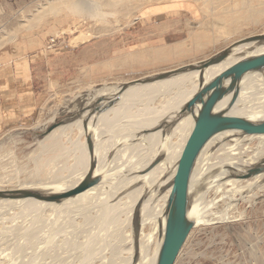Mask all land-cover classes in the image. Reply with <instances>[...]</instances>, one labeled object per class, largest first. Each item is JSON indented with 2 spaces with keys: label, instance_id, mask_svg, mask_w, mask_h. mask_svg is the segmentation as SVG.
I'll use <instances>...</instances> for the list:
<instances>
[{
  "label": "rangeland",
  "instance_id": "rangeland-1",
  "mask_svg": "<svg viewBox=\"0 0 264 264\" xmlns=\"http://www.w3.org/2000/svg\"><path fill=\"white\" fill-rule=\"evenodd\" d=\"M77 2L83 3V11L73 6ZM13 3L12 11L0 14V42L9 46L12 41L6 33L17 29L15 39L22 36L38 42L31 45V52H47V48L48 54L60 55L55 67L62 83L45 104L41 120L45 125L64 120L67 123L64 126H70L82 119L74 116L80 105L93 98L89 104L92 107L97 100L107 97L96 96L102 90L136 79L140 80L136 85H145L141 84L142 77L196 64L238 39L264 33V0H127L130 10L111 16L106 27L85 12L93 6L107 9L104 0H58L53 13L41 9L47 5L46 0ZM175 8L183 11H171ZM28 21L34 27L29 28ZM173 95L171 90L157 97L155 104H164L166 97ZM128 125L142 126L144 120L138 118ZM109 136L112 134L104 138ZM84 138L85 133L79 142L72 143L63 134L54 133L49 138L37 136L36 141L25 146L20 136L14 141L12 138L0 141V190L24 185L39 191H57L61 188L45 190L43 185L62 177H65L62 186L75 183L81 168L74 175L71 172L76 161L82 160L84 164L87 140ZM143 140L128 145L138 150L136 165L130 164L129 148L118 152L116 143H104L97 156L102 151L109 164L113 165L118 157L116 163H122V168L140 170L151 149L142 147ZM218 146L219 143L210 148L207 159ZM99 166L104 168L101 159ZM125 171L120 170V174ZM127 176L126 182L135 185L130 178L139 176ZM103 188L88 194L93 207H79L73 215L55 205L27 214L20 204L4 206L0 202V264H123L129 245L126 237L134 229L133 217L130 228L127 225L132 201L130 197L127 200L126 194L108 197V190ZM231 189V185H225L220 191L227 195ZM197 196L201 206L209 211L206 210L208 222L193 228L175 264H264V196L254 200L243 195L226 212L222 200L218 201L221 197L218 191L201 189L191 195L192 200ZM96 199L102 202L96 204ZM98 209L101 211L97 212ZM229 214L231 217L224 219ZM84 242L87 245L83 246ZM157 242L158 236L155 245ZM85 246L88 252H94L89 261Z\"/></svg>",
  "mask_w": 264,
  "mask_h": 264
},
{
  "label": "bare ground",
  "instance_id": "bare-ground-1",
  "mask_svg": "<svg viewBox=\"0 0 264 264\" xmlns=\"http://www.w3.org/2000/svg\"><path fill=\"white\" fill-rule=\"evenodd\" d=\"M46 1L47 5L41 6V9H43L45 13H53L57 8L58 0ZM82 5L83 3L77 2L73 6L77 11H83L81 8ZM104 5L107 8L105 10L110 12H105L104 9L95 6L85 9L86 14L89 17H93L96 21L101 22L100 24L102 27H106L111 16H117V12L130 10L127 8V0H104ZM28 23L31 26L29 28L34 27L32 21H28ZM16 30L6 33L9 41L15 40V37L17 36ZM1 44L3 43L0 42V46ZM262 53H264V43L250 42L236 47L234 53L229 55L225 60L205 69V82L212 80L238 60ZM157 75H151L149 77ZM147 83H141L145 85H130L125 90H122V87L125 84L123 83L117 87L108 88L104 91L102 90V93L96 95H106L108 98L117 95V98L112 102L115 106H111L110 109L102 113L95 123L90 121L88 126L89 132H92L93 140L95 142L93 157L98 161L95 173L102 174L103 179L101 183L87 190V193H81L75 198L67 200L61 204L45 203L32 198L0 199V202H3L2 204H4V206L20 204L24 209V212L27 214L44 211L48 208L46 205H55L58 208L64 209V212L70 211L69 214L73 215V211L79 207H93L94 203L90 201L88 194H93L94 192L101 190L103 187L105 191L108 190L106 196H110L111 198H114L116 195L126 194L128 196L126 197L127 200L130 197L132 201L130 209L128 210L129 219L127 225L130 228L132 225H130V223L133 214L137 211L141 233L140 245L136 251L134 250L132 232L126 237L129 240V245L126 248L127 258L123 264H156L161 243V240H159V223L165 219V211L170 190L163 195H160L159 192L174 176L178 162L175 168H173V164L176 161H179L182 151L193 130V116L191 114H184V106L200 88V71L192 70L173 75V77L171 76ZM171 90H174V95L172 97H166L164 104H155L157 97L161 95L163 96ZM231 96L232 95L230 94L222 99L217 104L216 108L219 110L225 109ZM228 115L244 117L252 121L264 120V72L249 73L242 77L239 96L235 104L229 109ZM138 118L144 120V125L138 127L128 125L129 123H134ZM120 122L124 123L119 124ZM106 131L112 132L108 133ZM54 133L63 134L69 141L73 140L72 143L79 142V139L85 133L83 121L82 119H78L72 122V125L70 126L57 127L50 134L45 136V138H49ZM131 133L133 134L128 136ZM109 134H112V136L104 138ZM78 135H81V137ZM75 137H77V140ZM142 138H144L142 147H149L151 149L146 154V160L140 170L127 167L122 168V163H116L118 157L114 159L115 161L113 165H111L102 151H100L97 156L98 151L104 143H116L118 144V152H125L124 149L126 150V147L129 148V155L132 159L130 164L134 165L137 161L136 156H139L138 150L133 145L130 147L128 145H130L129 143L133 144V141ZM232 141H234V143H231ZM84 142H86L84 164L82 160L76 161L75 168L73 169V172H71L74 175V171L77 168H81L80 175L76 182H71L62 186L61 181L65 179V177H62L57 178L48 184L46 183L43 185L42 183L45 190L61 188L57 191L48 190L47 192H60L67 190L76 185L87 174L91 164V154L89 152L87 140ZM80 143V146L82 147L83 143ZM217 143H219V146L216 149H213V154L209 156L210 159H207L210 148ZM43 155L47 158V152H44ZM100 159L103 160L104 168L99 166ZM258 165L264 166V134L245 135L239 130L220 132L209 141L199 155L192 174L189 192L191 195H196L204 188L208 191H218L221 195L218 201L222 200L224 204V212H226L235 201H238L237 198H240L243 195H245V198H253L254 200L264 196V173L249 178L242 177L244 173ZM122 169H126V171L123 172L125 174H120V170ZM127 174L136 177L139 176L137 178H130L135 181V185L126 182V178L128 177ZM58 183L59 185H57ZM225 185L232 186L231 192L228 191L227 195L220 191ZM143 187H145V189L140 193ZM23 188H29V186L25 187L23 185ZM199 197L200 196H197V199L192 200L189 209V216L195 220L196 225L208 222V210L201 206L202 201H199ZM95 202L96 204H99L102 200L96 199ZM112 203L114 208L115 203ZM216 203L214 204L215 206H217ZM100 211L101 210L98 209L97 212ZM230 217L229 214L225 216L224 219ZM96 228L94 230H96ZM89 236L90 239H93L92 235L89 234L88 237ZM157 236L158 242L157 245H155ZM84 245H87V243L84 242L83 246ZM89 245L93 247L91 241L89 242ZM85 247V257L89 261L90 258H93L94 252H88V246Z\"/></svg>",
  "mask_w": 264,
  "mask_h": 264
},
{
  "label": "water",
  "instance_id": "water-1",
  "mask_svg": "<svg viewBox=\"0 0 264 264\" xmlns=\"http://www.w3.org/2000/svg\"><path fill=\"white\" fill-rule=\"evenodd\" d=\"M259 42L264 43V33L251 35L236 40L228 47L215 53L209 58L196 64H186L177 69L169 70L157 76L144 78L145 82L164 79L176 74L199 70L200 88L187 101L184 114H191L194 119V127L189 139L179 158L177 170L171 180L161 189L160 195L170 190L165 219L159 223V240H161L156 264H175L187 238L196 226V222L189 216L192 197L190 194V184L197 159L209 141L218 133L227 130H239L245 135L264 134V120L252 121L244 117L228 115L229 109L235 104L240 90L241 79L244 75L254 72H264V53L244 57L212 80L205 82L204 72L209 66L222 62L229 55L234 53V49L240 45ZM139 79L129 81L124 84L122 90L130 85H134ZM232 95L225 109H217V104L228 95ZM114 97H105L97 100L92 107L90 102L83 103L74 112V116L82 118L89 152L91 154V164L87 174L73 187L60 192H45L31 188H18L11 190H0V199H26L32 198L45 203L61 204L73 199L81 193L91 189L101 183L102 174L95 173L98 161L94 158V145L92 133L89 132V122L97 121L102 113L113 105ZM94 100V99H93ZM67 125L64 120H58L49 125L40 137H45L54 129ZM173 127V126H172ZM171 127V128H172ZM264 173V166L258 165L244 173L242 177L249 178L254 175ZM133 239L135 251L140 245V221L136 211L133 215Z\"/></svg>",
  "mask_w": 264,
  "mask_h": 264
},
{
  "label": "crops",
  "instance_id": "crops-1",
  "mask_svg": "<svg viewBox=\"0 0 264 264\" xmlns=\"http://www.w3.org/2000/svg\"><path fill=\"white\" fill-rule=\"evenodd\" d=\"M16 0H0V14L14 9ZM171 11H183L172 9ZM189 11V10H187ZM30 41L18 36L0 47V141L22 138L25 146L36 141L49 125L42 123L47 104L62 83L55 67L58 54L31 52ZM59 76V77H58ZM58 77V79H56ZM50 105V104H49Z\"/></svg>",
  "mask_w": 264,
  "mask_h": 264
}]
</instances>
